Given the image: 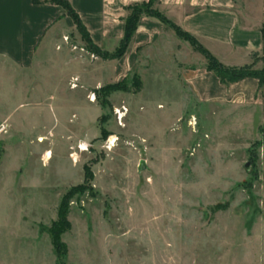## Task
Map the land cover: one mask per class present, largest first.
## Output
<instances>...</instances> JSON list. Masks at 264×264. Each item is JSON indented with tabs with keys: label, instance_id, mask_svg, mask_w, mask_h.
<instances>
[{
	"label": "rangeland",
	"instance_id": "1",
	"mask_svg": "<svg viewBox=\"0 0 264 264\" xmlns=\"http://www.w3.org/2000/svg\"><path fill=\"white\" fill-rule=\"evenodd\" d=\"M4 67L0 264H264L261 109L204 105L152 76L81 99L35 77L27 99ZM263 69L257 59L250 71Z\"/></svg>",
	"mask_w": 264,
	"mask_h": 264
},
{
	"label": "crops",
	"instance_id": "2",
	"mask_svg": "<svg viewBox=\"0 0 264 264\" xmlns=\"http://www.w3.org/2000/svg\"><path fill=\"white\" fill-rule=\"evenodd\" d=\"M66 1L101 53L112 54L118 48L129 9L150 3L152 10L194 37L225 67H242L252 64L253 57L264 58V0ZM66 37L82 42L62 6L48 0H0V69H11L14 93H26L28 99L30 91L24 83L38 82L35 77L64 84L68 91L80 90L79 99L82 89L99 82L111 85L132 76L144 83L152 76L159 84L169 77L193 89L194 98L204 105L249 108L251 116L261 109L264 114V84L259 86L254 78L221 83L214 72L206 70L204 55L154 16H139L125 52L117 59L98 56L89 61L71 49ZM73 77L79 82L71 89Z\"/></svg>",
	"mask_w": 264,
	"mask_h": 264
},
{
	"label": "trees",
	"instance_id": "3",
	"mask_svg": "<svg viewBox=\"0 0 264 264\" xmlns=\"http://www.w3.org/2000/svg\"><path fill=\"white\" fill-rule=\"evenodd\" d=\"M34 1L37 2V0H34ZM48 1L53 4L62 6L67 11V14L72 18L78 32L80 33L81 39L87 44L88 46L87 49L103 59H117L123 55L131 37L133 36V33L136 30L137 21H138L139 16L142 13H146L148 15L158 18L160 21L167 24L169 27H171L174 30V32L179 38L189 42V44L196 51L204 55V57L207 60V64L205 66L206 70L214 72L221 83L231 84V83H235V82L241 81L246 78H254L258 81L259 86H262L264 84V69L260 73L250 71L252 66L256 62L257 58L253 57L252 64L245 65L242 67L223 66L215 57H213L207 50H205L194 37L183 32L181 29H179L178 27H176L175 25L167 21L158 12L152 10L150 8V3L142 7H131L129 9L130 10L129 15L125 20L124 36L122 40L120 41L118 48L115 50L114 53L106 54V53H101L100 50L91 43L87 35V32L85 30V27L83 26L77 14L73 11V9L71 8V6L66 0H48ZM123 81L116 83V84L106 85L105 87L100 88V92H103L104 94H108L111 91L120 90L121 89L120 85L123 83Z\"/></svg>",
	"mask_w": 264,
	"mask_h": 264
},
{
	"label": "built area",
	"instance_id": "4",
	"mask_svg": "<svg viewBox=\"0 0 264 264\" xmlns=\"http://www.w3.org/2000/svg\"><path fill=\"white\" fill-rule=\"evenodd\" d=\"M65 40H67V39H65ZM90 57H91V59L95 58V56L93 54H91ZM78 82L79 81H78V78L77 77L71 78V81L69 83L70 88L71 89L77 88ZM87 99H88L89 102L94 103L96 101V93H95V91L90 92L87 95ZM124 112H126V109L125 108L115 109L114 113L117 116L118 121H120V122L122 121V118L124 116ZM88 148H89V145L88 144H81V145L78 144V146H77V149L80 152H86V151H88Z\"/></svg>",
	"mask_w": 264,
	"mask_h": 264
},
{
	"label": "water",
	"instance_id": "5",
	"mask_svg": "<svg viewBox=\"0 0 264 264\" xmlns=\"http://www.w3.org/2000/svg\"><path fill=\"white\" fill-rule=\"evenodd\" d=\"M147 169H148V167H147L146 161L141 160L138 164V168H137L138 172L140 173V172L145 171Z\"/></svg>",
	"mask_w": 264,
	"mask_h": 264
},
{
	"label": "bare ground",
	"instance_id": "6",
	"mask_svg": "<svg viewBox=\"0 0 264 264\" xmlns=\"http://www.w3.org/2000/svg\"><path fill=\"white\" fill-rule=\"evenodd\" d=\"M39 141H41V140H39Z\"/></svg>",
	"mask_w": 264,
	"mask_h": 264
}]
</instances>
